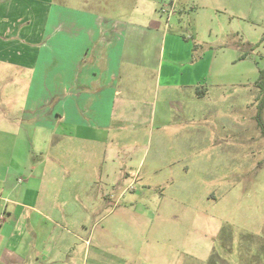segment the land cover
<instances>
[{
    "label": "crops",
    "instance_id": "0c3cea01",
    "mask_svg": "<svg viewBox=\"0 0 264 264\" xmlns=\"http://www.w3.org/2000/svg\"><path fill=\"white\" fill-rule=\"evenodd\" d=\"M64 2L0 0L5 264H85L108 253L109 235L130 217H158L120 203L128 180L163 184L144 178L168 175L172 146L190 144L188 123L215 108L207 86L227 76L229 58L207 50L199 24L185 35L173 21L221 0H98L96 10Z\"/></svg>",
    "mask_w": 264,
    "mask_h": 264
},
{
    "label": "rangeland",
    "instance_id": "374dc122",
    "mask_svg": "<svg viewBox=\"0 0 264 264\" xmlns=\"http://www.w3.org/2000/svg\"><path fill=\"white\" fill-rule=\"evenodd\" d=\"M64 3L100 7L98 0ZM200 11V18L176 13L173 21L185 35L199 24L207 50L229 58L227 78L207 86L213 94L207 104L215 108L188 123L190 144L187 150L172 146L177 161L167 176L144 178L159 179L160 187L145 186L141 177L128 180L120 203H143L159 216L130 217L109 235L108 253L90 254L85 264H264V109L262 126L257 83L264 70V0H221ZM155 138L146 149L143 176L155 157Z\"/></svg>",
    "mask_w": 264,
    "mask_h": 264
},
{
    "label": "trees",
    "instance_id": "16d2710c",
    "mask_svg": "<svg viewBox=\"0 0 264 264\" xmlns=\"http://www.w3.org/2000/svg\"><path fill=\"white\" fill-rule=\"evenodd\" d=\"M260 73H261L260 74V79H259V81L257 83H258V86L260 87V89L263 92V98H262L260 106H259L258 122H259L260 125L263 126L262 121H261V112L264 109V70L260 71Z\"/></svg>",
    "mask_w": 264,
    "mask_h": 264
}]
</instances>
